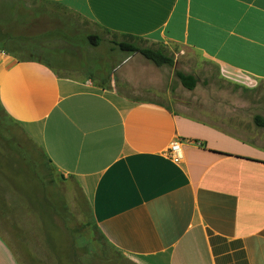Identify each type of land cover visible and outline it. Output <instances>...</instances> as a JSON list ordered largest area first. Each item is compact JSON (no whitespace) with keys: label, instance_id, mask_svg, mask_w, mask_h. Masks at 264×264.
<instances>
[{"label":"crops","instance_id":"crops-1","mask_svg":"<svg viewBox=\"0 0 264 264\" xmlns=\"http://www.w3.org/2000/svg\"><path fill=\"white\" fill-rule=\"evenodd\" d=\"M44 1L121 38L194 50L237 84L264 82V0ZM50 66L0 49V105L80 183L114 248L137 264H264L263 147ZM0 264H20L1 231Z\"/></svg>","mask_w":264,"mask_h":264},{"label":"rangeland","instance_id":"rangeland-1","mask_svg":"<svg viewBox=\"0 0 264 264\" xmlns=\"http://www.w3.org/2000/svg\"><path fill=\"white\" fill-rule=\"evenodd\" d=\"M3 19L0 49L19 59L43 61L62 77L116 88L134 100L165 104L264 148V125L257 120H264V82L237 84L194 50L121 38L44 0H0ZM95 37L96 43L90 40ZM121 43L160 50L170 62L157 66L140 53L121 51ZM128 59L136 66H120ZM179 73L194 80L193 89ZM0 231L20 264H137L107 241L80 183L62 175L1 105Z\"/></svg>","mask_w":264,"mask_h":264},{"label":"trees","instance_id":"trees-1","mask_svg":"<svg viewBox=\"0 0 264 264\" xmlns=\"http://www.w3.org/2000/svg\"><path fill=\"white\" fill-rule=\"evenodd\" d=\"M97 39H98L97 37L90 38V40L95 41V43H96ZM119 47H120L121 51H123V52L140 53L147 60L153 62L157 66H162V65L168 64L170 62V59L168 57H166L163 54V52L160 50H155L152 48H141V47L135 46V45L130 44V43H121V44H119ZM179 77L183 83H185L190 89H193L194 80L190 76L179 73ZM257 120H258V123H260L261 125H264L263 119L257 118Z\"/></svg>","mask_w":264,"mask_h":264},{"label":"built area","instance_id":"built-area-1","mask_svg":"<svg viewBox=\"0 0 264 264\" xmlns=\"http://www.w3.org/2000/svg\"><path fill=\"white\" fill-rule=\"evenodd\" d=\"M169 157L175 163H181L184 160L185 154L180 141L172 143L169 150Z\"/></svg>","mask_w":264,"mask_h":264}]
</instances>
